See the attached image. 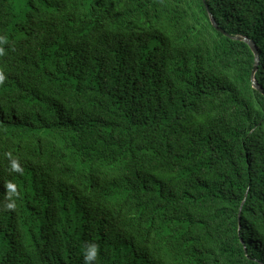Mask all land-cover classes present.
Here are the masks:
<instances>
[{
	"label": "trees",
	"instance_id": "16d2710c",
	"mask_svg": "<svg viewBox=\"0 0 264 264\" xmlns=\"http://www.w3.org/2000/svg\"><path fill=\"white\" fill-rule=\"evenodd\" d=\"M209 14L264 92V0H0V264H264V93Z\"/></svg>",
	"mask_w": 264,
	"mask_h": 264
},
{
	"label": "clouds",
	"instance_id": "9594fccd",
	"mask_svg": "<svg viewBox=\"0 0 264 264\" xmlns=\"http://www.w3.org/2000/svg\"><path fill=\"white\" fill-rule=\"evenodd\" d=\"M3 52V49L0 48V53ZM5 79L4 73L0 71V83H3ZM7 155L11 156V153H7ZM11 170L15 172H22L21 165L17 160L11 161ZM6 189L8 190V195L15 196L17 194V186L13 182L9 181L6 183ZM8 209H13L15 207V201L12 200L5 205ZM99 245L94 242H90L87 246L83 249V258L84 264H91L93 260L97 259L98 256Z\"/></svg>",
	"mask_w": 264,
	"mask_h": 264
},
{
	"label": "water",
	"instance_id": "95a60500",
	"mask_svg": "<svg viewBox=\"0 0 264 264\" xmlns=\"http://www.w3.org/2000/svg\"><path fill=\"white\" fill-rule=\"evenodd\" d=\"M209 17H210V21H211V24L212 26L218 30L219 32H221L222 34L230 37L231 39H234V40H240V41H245L250 47H251V50L254 54V68H253V71H252V74H251V83H252V87L259 91L260 93H264L263 92V89L258 85V83L255 81V73L257 71V68H258V63H259V55H258V51H257V44L249 37H245V36H231L229 34H227L226 32H224V30H222L218 24L216 23L215 19L213 18V16L211 14H209Z\"/></svg>",
	"mask_w": 264,
	"mask_h": 264
}]
</instances>
